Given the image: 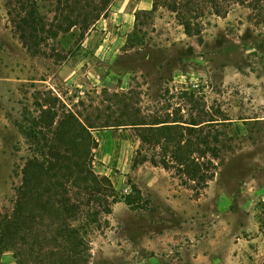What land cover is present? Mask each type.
<instances>
[{
    "label": "rangeland",
    "instance_id": "374dc122",
    "mask_svg": "<svg viewBox=\"0 0 264 264\" xmlns=\"http://www.w3.org/2000/svg\"><path fill=\"white\" fill-rule=\"evenodd\" d=\"M34 2L45 30L26 48L17 5L0 0V213L12 211L29 155L24 131L50 97L98 125L213 120L202 125L220 133L218 167L199 192L141 163L154 153L137 155L135 128L92 130L93 170L118 202L90 236V264H264V21L234 5L188 36L152 0H114L83 37L75 28L52 38L56 0ZM132 186L140 196L129 207ZM7 253L0 264H16Z\"/></svg>",
    "mask_w": 264,
    "mask_h": 264
},
{
    "label": "trees",
    "instance_id": "16d2710c",
    "mask_svg": "<svg viewBox=\"0 0 264 264\" xmlns=\"http://www.w3.org/2000/svg\"><path fill=\"white\" fill-rule=\"evenodd\" d=\"M9 1L18 7L19 39L30 48L42 24L35 2ZM113 1L56 0L54 25L48 32L56 38L78 28L83 37L106 15ZM234 5L248 7L264 21V0H152L151 11L166 8L191 36L201 33L199 20L206 14L223 17ZM40 30H45L44 25ZM37 107V116L24 131L29 155L21 168L12 211L0 213V256L11 252L16 264H90V236L108 225L107 217L118 202L110 179L93 170L98 143L92 130L135 128L140 142L137 155L145 149L154 153L140 162L148 160L155 167L173 170L181 184L192 186L195 192L204 190L215 178L220 133L204 130L202 125L213 120L187 123L166 116L149 122L135 118L98 125L66 108L58 97L37 103ZM131 192L133 195L124 197L129 207L140 196L134 186Z\"/></svg>",
    "mask_w": 264,
    "mask_h": 264
},
{
    "label": "crops",
    "instance_id": "0c3cea01",
    "mask_svg": "<svg viewBox=\"0 0 264 264\" xmlns=\"http://www.w3.org/2000/svg\"><path fill=\"white\" fill-rule=\"evenodd\" d=\"M138 6H139V5H138ZM138 8L141 9L140 6H139ZM148 9H149V6L144 8V10H148ZM6 254H8V253L5 252L3 256H6ZM10 257H11V256H9V257L7 256V259L10 258Z\"/></svg>",
    "mask_w": 264,
    "mask_h": 264
}]
</instances>
